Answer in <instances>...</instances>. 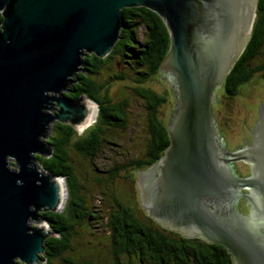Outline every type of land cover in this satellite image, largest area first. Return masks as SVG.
Masks as SVG:
<instances>
[{"label":"water","instance_id":"water-1","mask_svg":"<svg viewBox=\"0 0 264 264\" xmlns=\"http://www.w3.org/2000/svg\"><path fill=\"white\" fill-rule=\"evenodd\" d=\"M257 2L0 0V264H38L56 235L43 213L62 212L69 190L65 176L38 163L53 152L47 132L54 120L91 129V105L99 111V103L68 96L79 86L73 78L88 69L87 55L111 57L125 35L121 14L148 9L169 30L161 71L175 106L165 153L138 171L143 214L234 264H264V102L254 144L240 151L224 147L213 111L216 89L249 40ZM240 160L252 175L233 172ZM233 191L248 199L246 217Z\"/></svg>","mask_w":264,"mask_h":264},{"label":"trees","instance_id":"trees-1","mask_svg":"<svg viewBox=\"0 0 264 264\" xmlns=\"http://www.w3.org/2000/svg\"><path fill=\"white\" fill-rule=\"evenodd\" d=\"M121 19L126 26L125 35H119V43H115L111 57L100 58L95 54L87 55L85 59L93 64L90 65L91 75L80 71L76 74V78H73L72 84H79V86L71 88L73 93L70 95L77 97L86 94L87 98L97 101L100 109L98 120L88 132L81 135H79L80 130L69 129L68 123L56 121L54 133L45 137L53 149L51 157H37L45 170L54 175L65 176L69 186V198L64 210L43 213L56 235L48 237L38 264H96L91 259H80L73 254L75 250L73 239L79 233L77 227L91 220H99L102 215L87 202L84 194L83 196L80 194L71 149L75 148L80 155L95 159L105 141L118 145L109 139L111 135L108 131L129 127V105L128 99L114 101L108 91L109 83L96 82L92 76L100 72L107 58L119 56L123 65L115 66L116 71L109 75L108 81L123 79L126 76L124 70L129 67L133 70L134 82L144 83L161 71V64L169 52V30L158 15H151L150 9L121 14ZM2 20L3 16L0 14V24ZM141 27L146 32L143 38L138 36V30ZM258 71L264 72V0H258L254 26L247 45L224 80L223 88L227 96H235L239 92L240 84L248 81ZM133 90L138 95L146 114L143 125L144 150L141 156L137 154L133 157L130 154L127 162L122 165H112L111 169L107 170L111 179L118 176L122 168L138 172L150 167L165 153V148L169 144L166 135L169 133L168 124L164 123L159 116L161 105L168 101L167 92L158 93L149 87H136ZM126 151L121 152L131 153V150ZM111 197V208L105 217V229L110 236L114 264H122L120 258L123 253L134 254L138 246L133 248L135 242L138 243L137 235L145 237V242L139 247L138 254L142 264H168L170 263L169 255L178 262H182L179 256L185 255L184 252L188 254L189 245L182 242L180 247L179 242L161 234L157 228L140 223L137 218L140 216L132 206L122 201V197L112 192ZM139 204L142 207L140 201ZM196 254L197 264H234L232 256L199 244L196 247Z\"/></svg>","mask_w":264,"mask_h":264},{"label":"rangeland","instance_id":"rangeland-1","mask_svg":"<svg viewBox=\"0 0 264 264\" xmlns=\"http://www.w3.org/2000/svg\"><path fill=\"white\" fill-rule=\"evenodd\" d=\"M138 36L141 38L146 36L143 27L138 30ZM116 65L119 67L123 65L119 56L107 58L104 65L100 68V72L97 75H93L92 78L99 83H109H107L108 91L114 101L118 102L128 99L129 127L120 128L121 130L115 129V131L114 129L109 130L108 134L111 135L109 139L118 143V145L105 141L102 149L97 152L95 159L80 155L75 148L71 149L72 159L75 164L74 173L80 187V194L81 196L84 194L87 202L96 211H100L102 215L99 220H91L89 223H83L77 227L79 233L73 239L75 247L73 254L80 259H91L96 264H114L110 236L108 235V230L105 229V217H107L111 208V192L122 197V201L128 206H132L137 215H143V209L139 204L138 172L129 168H122L118 176L111 179L107 171L114 164L122 165L126 163L130 154L133 157L137 156V154L141 156L144 150L145 129L143 125L146 114L138 95L133 89L136 87H149L158 93L167 92L168 101L161 105L159 111V116L164 123L168 124L170 114L175 106L172 88L166 80L167 76L163 75L162 71H159L144 83H136L134 82L133 70L126 67L124 70L126 76L123 79L108 81L109 75L116 71ZM102 93H104V90H102ZM215 93L216 100L213 103V111L220 133L226 146L230 150L236 149L242 144L244 137L248 136L249 129L255 125L258 107L264 102V72L258 71L248 81L240 84L239 92L235 96L228 97L223 84L216 89ZM98 110H100L99 105ZM54 112L55 110L51 111V113ZM97 112V119L94 122L92 121L91 127L98 120L100 112ZM56 121L54 120L46 137L54 133ZM82 131L80 130L79 135L83 134ZM88 131L89 129H85V133ZM126 150H131V153L121 152ZM38 163L41 164L39 160ZM239 165L241 169H244L242 162ZM11 166L15 167L14 165ZM120 260L122 263L126 261L124 256Z\"/></svg>","mask_w":264,"mask_h":264},{"label":"flooded vegetation","instance_id":"flooded-vegetation-1","mask_svg":"<svg viewBox=\"0 0 264 264\" xmlns=\"http://www.w3.org/2000/svg\"><path fill=\"white\" fill-rule=\"evenodd\" d=\"M86 62L88 64V69H85V72H83V73H86V74L90 75L91 74L90 73V69L92 68L91 66L93 64L88 62L87 60H86ZM71 93H69L67 95L71 96L70 95ZM258 120H259V116H258V112H257V118H256V121H255V125L253 126V128L249 129L248 136L244 137L242 144H240L236 149L230 150L226 146V143H224V147L228 151L233 152V151L244 150L246 148H249V147L253 146L254 138H253V135H252L251 132L256 127ZM240 162L243 163L244 169L240 168V165H239ZM231 166H232L233 172L235 174H238L241 177H246V176L252 175L251 165L249 164V162L247 160L236 161V162L232 163ZM242 191L248 193V189H245V190H242ZM233 194H234V198H235L237 209L246 217L247 200L248 199L246 197H237V195H239V191H233ZM137 218H139L138 221H140V223L145 224V225H151V226L157 228L158 231L161 234L168 236L169 238H171L175 242H179V246L182 244V242H185V245H189L188 254L186 252H184L185 255H180L179 256L180 258H182V262H178L176 259H174V257L172 255H169L168 257H169V262L170 263H168V264H197L196 263V257H197V254H196L197 244L196 243L187 241L186 240V236L184 234H182V233L160 229L162 225L161 224L157 225V221L155 219L151 218V217H148L146 215H142V216L137 217ZM136 241H138V243L136 244V242H135L133 248H135L137 245L138 246L136 247V250H135L134 254L133 255H127L126 253H123L122 256L125 257L126 261L124 263L121 262L122 264H142V262L139 261L138 254L140 253L139 247L141 245H143V243L145 242V237L137 235L136 236ZM180 247H182V246H180ZM163 264H165V263H163Z\"/></svg>","mask_w":264,"mask_h":264},{"label":"bare ground","instance_id":"bare-ground-1","mask_svg":"<svg viewBox=\"0 0 264 264\" xmlns=\"http://www.w3.org/2000/svg\"><path fill=\"white\" fill-rule=\"evenodd\" d=\"M91 109L93 110V115H92V121H95V118L97 117V107L95 105H91ZM92 123V122H91ZM83 130V129H80Z\"/></svg>","mask_w":264,"mask_h":264}]
</instances>
